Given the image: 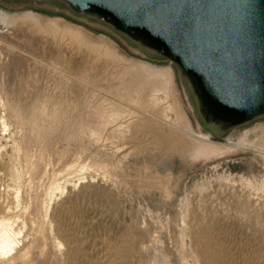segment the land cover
I'll return each instance as SVG.
<instances>
[{"label":"rangeland","instance_id":"obj_1","mask_svg":"<svg viewBox=\"0 0 264 264\" xmlns=\"http://www.w3.org/2000/svg\"><path fill=\"white\" fill-rule=\"evenodd\" d=\"M0 9L33 11L82 29L131 60L171 66L194 132L240 144L193 158L170 150L168 134L159 145L156 128L125 145L105 133L93 139L86 125L92 87L74 97L65 73L50 81L41 75V93L30 100L36 108L18 114L0 75V240H17L16 251L0 253V264H264V113L219 129L203 117L176 61L66 0H0ZM245 135L249 143L240 140Z\"/></svg>","mask_w":264,"mask_h":264},{"label":"bare ground","instance_id":"obj_2","mask_svg":"<svg viewBox=\"0 0 264 264\" xmlns=\"http://www.w3.org/2000/svg\"><path fill=\"white\" fill-rule=\"evenodd\" d=\"M44 20L42 16L33 11L13 13L0 9V75L2 81L8 83L6 85L3 83L5 88L7 87V93L4 94L6 97H4L7 98L8 103L14 106L18 114L23 113L26 108L30 110L35 107L34 102L30 104V100L35 101V96L41 93L43 76L45 79L55 80L58 75L65 73L68 85L75 87L70 91L74 97L81 96L87 87L93 88L90 92L93 94H89L93 101L92 103L89 101L91 112L88 124H86L93 139H100V136L105 133L109 142L112 141L116 144L119 141L125 145L130 144L142 131L156 128L155 137L159 139H157L160 141L159 145H162L168 134L170 136L166 141L170 150H178V153L180 152L183 156L193 158H212L227 153L240 145L235 144V146L222 138L194 132L191 120L177 100L171 66H159L147 61L131 60L107 43L92 41L82 29L61 25L55 20ZM41 75L43 76L40 77ZM47 87L49 89V85ZM20 91L24 92L25 97L18 100ZM52 93L54 94L53 91ZM55 97L57 99V96ZM46 113L48 112L46 111ZM75 113L74 115H76ZM87 117L84 118L87 119ZM34 122L37 124V121ZM76 125L78 124L76 123ZM218 127L223 129L221 124H218ZM168 131L170 132L168 133ZM248 137L242 136L240 140L243 143H249ZM141 146L143 147V145ZM262 152L264 153V150ZM162 182L164 181L158 179L155 184L159 187ZM151 183L153 184V181ZM165 191L169 196L172 193L171 189L166 187ZM16 242L17 240L10 235L6 239H1L0 253L12 254L17 250ZM106 256H102V263ZM17 257L21 259L20 254ZM185 257L186 255L184 260ZM164 259L166 262L167 258ZM164 259L161 260L164 261ZM153 261L155 260L153 259ZM104 262L108 263L109 261ZM156 264H160V261L157 260Z\"/></svg>","mask_w":264,"mask_h":264},{"label":"water","instance_id":"obj_3","mask_svg":"<svg viewBox=\"0 0 264 264\" xmlns=\"http://www.w3.org/2000/svg\"><path fill=\"white\" fill-rule=\"evenodd\" d=\"M176 61L203 117L264 113V0H66Z\"/></svg>","mask_w":264,"mask_h":264}]
</instances>
